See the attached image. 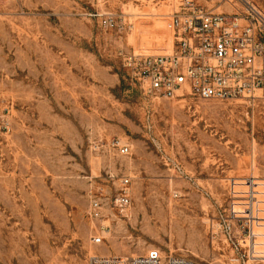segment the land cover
Instances as JSON below:
<instances>
[{
    "label": "rangeland",
    "instance_id": "rangeland-1",
    "mask_svg": "<svg viewBox=\"0 0 264 264\" xmlns=\"http://www.w3.org/2000/svg\"><path fill=\"white\" fill-rule=\"evenodd\" d=\"M177 5L0 0V101L14 114L12 131L0 134V264H89L92 255L151 249L244 264L211 226L229 206L231 178L236 189L264 180V98L253 107L245 99H155L119 58L122 47L171 50ZM109 13L117 26L102 23ZM117 139L129 155L109 147ZM124 176L132 204L122 213L112 201ZM91 196L109 201L101 245L92 243Z\"/></svg>",
    "mask_w": 264,
    "mask_h": 264
},
{
    "label": "built area",
    "instance_id": "built-area-1",
    "mask_svg": "<svg viewBox=\"0 0 264 264\" xmlns=\"http://www.w3.org/2000/svg\"><path fill=\"white\" fill-rule=\"evenodd\" d=\"M237 3L239 6L232 4V10H218L194 0H178L171 15L172 50L145 54L122 47V67L145 95L155 99H245L253 107L264 98V9L254 0ZM101 16L106 27L117 26L112 13ZM13 124V104L3 106L0 101V134L10 133ZM109 147L121 155L131 152L130 145L118 139ZM175 168L184 173L179 165ZM236 182L237 178L230 179L231 201L214 218L212 238L217 240L222 234V243L237 256L233 260L246 264L245 258L249 257V261L251 258L264 264V180H245L242 189H236ZM121 184L112 204L125 213L132 204L130 177H122ZM108 207L105 198L91 196L88 214L95 245L104 242L108 226L103 219ZM89 264L199 263L185 256H164L159 249H151L131 256L92 255Z\"/></svg>",
    "mask_w": 264,
    "mask_h": 264
},
{
    "label": "bare ground",
    "instance_id": "bare-ground-1",
    "mask_svg": "<svg viewBox=\"0 0 264 264\" xmlns=\"http://www.w3.org/2000/svg\"><path fill=\"white\" fill-rule=\"evenodd\" d=\"M171 40H172V47H173V39L171 38ZM171 50H172V49H171ZM171 50H169V51H171ZM169 51H168V52H169ZM164 53H165V52H164Z\"/></svg>",
    "mask_w": 264,
    "mask_h": 264
}]
</instances>
